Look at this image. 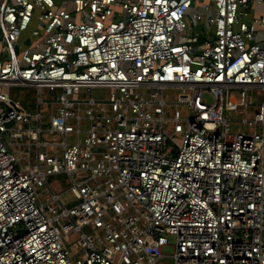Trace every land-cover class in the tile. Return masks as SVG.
Here are the masks:
<instances>
[{
    "label": "built area",
    "instance_id": "obj_1",
    "mask_svg": "<svg viewBox=\"0 0 264 264\" xmlns=\"http://www.w3.org/2000/svg\"><path fill=\"white\" fill-rule=\"evenodd\" d=\"M257 6L0 0V264H264Z\"/></svg>",
    "mask_w": 264,
    "mask_h": 264
},
{
    "label": "rangeland",
    "instance_id": "obj_2",
    "mask_svg": "<svg viewBox=\"0 0 264 264\" xmlns=\"http://www.w3.org/2000/svg\"><path fill=\"white\" fill-rule=\"evenodd\" d=\"M190 25H191L193 31L200 29V26L195 21H192L190 23ZM175 40H177V37H175ZM56 91H57V89L42 88L41 92H40V96L44 97V98H52V97H54ZM165 93L167 94L168 97L176 95V91L171 92L169 90V91H166ZM8 94H9V97L12 101H14V100L18 101L19 105L16 106V109H19V110L26 112L28 114H33L35 112V110H36V95H37L35 88L29 87V86H11L8 88ZM82 95L84 97L87 96L86 94L81 92L80 96H82ZM91 95L94 98H99V97L103 96V93H101L97 90H93ZM229 96L233 97L235 99V101H238V94L236 91H230ZM246 96L248 97V102L251 104L258 103L261 100V95L258 94V92H256V90H253V89L247 90ZM205 98L207 100H209V97L207 95L205 96ZM45 107L46 108L48 107V103H43L41 105V108H45ZM225 116L226 117L229 116L231 120H235V119H239L242 116V114L239 111L235 112L234 114H231V115L229 114V112H226ZM245 116L250 117V112L248 110H246ZM24 126L25 125L20 126V127H24ZM42 126L43 127L46 126V120L42 121ZM179 126H180V128H184L185 124L180 122ZM229 126L232 128V130H234L235 128L240 126V124L230 122ZM167 127L169 130H171L170 125H168ZM249 127H250V124H247L245 126V129H249ZM175 139H176V141H179L180 136L176 135ZM68 141H70V139H68ZM53 177H54L53 181L56 182L57 185H60L61 188L66 189L69 186V180H68V176L66 174L59 173ZM74 237L75 236H71V239ZM172 245H173L172 237H168V246L162 248V252H164L166 254V256H168L170 253H172V248H171ZM161 262L163 264H171V259L166 257V258L162 259Z\"/></svg>",
    "mask_w": 264,
    "mask_h": 264
},
{
    "label": "crops",
    "instance_id": "obj_3",
    "mask_svg": "<svg viewBox=\"0 0 264 264\" xmlns=\"http://www.w3.org/2000/svg\"><path fill=\"white\" fill-rule=\"evenodd\" d=\"M255 13L264 15V7H260V6L255 7ZM263 36H264V32L258 33V39L262 45H264V42L261 39L263 38Z\"/></svg>",
    "mask_w": 264,
    "mask_h": 264
}]
</instances>
